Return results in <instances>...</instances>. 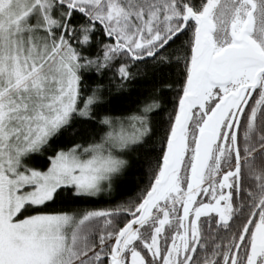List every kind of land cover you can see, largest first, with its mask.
I'll use <instances>...</instances> for the list:
<instances>
[{
  "label": "snow or ice",
  "instance_id": "1",
  "mask_svg": "<svg viewBox=\"0 0 264 264\" xmlns=\"http://www.w3.org/2000/svg\"><path fill=\"white\" fill-rule=\"evenodd\" d=\"M0 264H264V0H0Z\"/></svg>",
  "mask_w": 264,
  "mask_h": 264
}]
</instances>
